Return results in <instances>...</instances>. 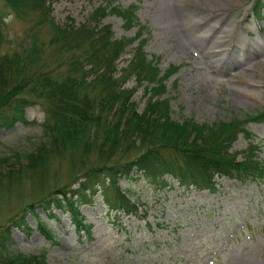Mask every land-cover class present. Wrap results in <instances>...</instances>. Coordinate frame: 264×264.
Instances as JSON below:
<instances>
[{
  "label": "rangeland",
  "instance_id": "1",
  "mask_svg": "<svg viewBox=\"0 0 264 264\" xmlns=\"http://www.w3.org/2000/svg\"><path fill=\"white\" fill-rule=\"evenodd\" d=\"M113 3L136 5L134 14L142 26L147 58L158 57L161 70L169 63L178 66L166 79L164 93L173 118L212 124L240 119L246 112L264 107V4L255 15L252 0ZM98 4L105 5L106 0H52L50 16L59 24L70 19L78 25ZM6 10L0 5L5 22L0 53L9 52L30 23L29 18L15 17ZM101 22L111 25L115 37L132 35L137 26L125 29L122 19L112 13L103 16ZM37 35L43 39L46 27ZM135 43L128 44L116 59L117 68L125 65ZM134 84L132 77L123 83L125 87ZM144 98L139 85L131 96L138 110ZM1 112L11 123L0 124V158L15 160L20 154L19 159L24 160L23 153L34 149L42 138L43 109L38 103L25 105L23 119L18 117L14 103L2 107ZM244 127L252 136L238 132L229 150L255 142L264 161V120L246 121ZM64 162L66 157H61L49 165V170L58 173L59 185L67 179ZM2 170L6 171L4 164H0ZM28 173H21L19 186L12 177L0 179V231L9 225L2 251L27 254L43 250L46 264H264V177L237 180L217 176L216 188L208 191L179 186L169 175H163L169 184L159 186L142 172L131 171L118 184L137 202L138 214L108 211L97 192L92 202L79 206L87 231H76L67 209L48 212L36 206L32 213L26 211V225L8 221L9 216L19 219L20 209L34 199L31 188L37 185L31 186ZM55 183L49 178L43 189ZM34 214L45 222L49 235L36 228Z\"/></svg>",
  "mask_w": 264,
  "mask_h": 264
},
{
  "label": "trees",
  "instance_id": "2",
  "mask_svg": "<svg viewBox=\"0 0 264 264\" xmlns=\"http://www.w3.org/2000/svg\"><path fill=\"white\" fill-rule=\"evenodd\" d=\"M0 1L7 13L30 21L11 50L0 53V110L14 103L18 117L23 119L22 108L38 103L44 113L42 138L34 149L23 153L24 160L19 159L20 154L15 160L0 158V164L6 166V171H0V179L12 177L19 186L21 173L30 172L26 176L31 186L37 185L31 188L34 199L20 209L19 219L8 217L13 225L25 224L26 211L32 213L40 206L48 212L67 209L75 230L87 231L79 206L92 202L97 192L108 211L136 215L137 202L118 184L131 171L142 172L159 186L169 184L163 176L167 174L185 188L208 191L216 188V176L237 180L264 177L257 143L249 141L241 149L229 150L238 132L252 135L243 124L264 120V107L246 112L240 119L212 124L173 118L169 97L164 93L166 79L178 66L169 63L160 72L157 58L153 61L146 57L135 4L121 6L106 0L105 5H96L84 21L74 25L70 19L61 24L52 19V0ZM263 4L264 0H253L252 12L258 15ZM108 13L120 17L125 29L137 25L133 34L115 37L111 25L101 22ZM3 17L0 14V38ZM43 27L46 36L40 39L37 32ZM134 40L131 56L117 69L116 59ZM129 77L135 84L125 87L123 83ZM139 85L145 96L140 110L131 99ZM10 123L1 112L0 124ZM61 157H66L68 174L59 185L58 173L49 170V165ZM49 178L56 183L45 190ZM34 218L36 228L49 235L45 222L35 214ZM8 229L6 224L0 231V246H6ZM0 264H46L45 253L0 249Z\"/></svg>",
  "mask_w": 264,
  "mask_h": 264
},
{
  "label": "bare ground",
  "instance_id": "3",
  "mask_svg": "<svg viewBox=\"0 0 264 264\" xmlns=\"http://www.w3.org/2000/svg\"><path fill=\"white\" fill-rule=\"evenodd\" d=\"M174 1H175V0H174ZM179 2H180V1H178V3H179ZM172 3H173V2H172ZM195 3H196V2H195ZM187 4H188V3H187ZM192 4H193V3H192ZM196 4H197V3H196ZM180 5H181V4H180ZM189 5H190V4H189ZM198 5H199V4H198ZM197 7H198V6H197ZM205 7H206V6H205ZM200 8H201V7H200ZM188 9H189V8H188ZM201 9H202V8H201ZM173 12H174V11H173ZM186 13H187V12H186ZM192 16H193V15H192ZM175 17H176V16H175ZM186 17H187V16H186ZM189 17H190V16H189ZM192 19H193V18H192ZM192 19H191V20H192ZM177 21H179V20H177ZM190 22H191V21H190ZM174 23H175V21H174ZM182 23H183V22H182ZM182 23H181V24H182ZM188 23H189V22H188ZM181 24H180V25H181ZM176 25H177V24H176ZM178 25H179V24H178ZM188 25H189V24H188ZM189 26H190V25H189ZM225 26H226V25H225ZM227 26H228V24H227ZM185 27H186V26H185ZM209 27H210V26H209ZM213 28H214V26H213ZM178 30H179V28H178ZM188 30H189V29H188ZM220 30H221V29H220ZM179 31L182 32L181 30H179ZM179 31H178V32H179ZM227 31H228V30H227ZM189 32H190V31H189ZM204 32H206V31H204ZM212 32H213V31H212ZM220 32H221V31H220ZM222 32H223V31H222ZM222 32H221V33H222ZM230 32H231V31H230ZM225 33H226V32H225ZM220 35H221V34H220ZM222 35H223V34H222ZM209 36H210V35H209ZM216 36H217V35H216ZM227 36H229V35H227ZM207 38H208V37H207ZM225 38H227V37H225ZM225 38H224V39H225ZM215 39H216V38H215ZM217 40H218V39H216V41H217ZM213 41H214V40H213ZM243 71H244V69H243ZM237 72H240V69L237 70ZM243 73H244V72H243ZM241 74H242V73H241ZM243 75H245V74H243ZM247 83H248V80H247ZM241 90H242V89H241ZM244 91H245V90H244ZM238 95H239V94H238Z\"/></svg>",
  "mask_w": 264,
  "mask_h": 264
}]
</instances>
